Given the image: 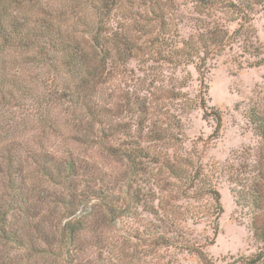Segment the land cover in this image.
I'll use <instances>...</instances> for the list:
<instances>
[{"label": "rangeland", "instance_id": "1", "mask_svg": "<svg viewBox=\"0 0 264 264\" xmlns=\"http://www.w3.org/2000/svg\"><path fill=\"white\" fill-rule=\"evenodd\" d=\"M170 2L168 34L162 46L161 6L156 17L138 2L111 13L112 31L126 32L134 49L125 64L101 79L95 94L113 110L118 126L113 143L141 155L136 161L137 176L143 179L139 183L143 207L133 216L100 227L108 240L98 249H87L81 260L99 254L115 264H203L193 252L180 247L189 241L201 244L213 264H246L259 252L263 254L257 264H264V247L253 236L252 216L240 197L242 188L248 187L252 165L256 168L259 158L264 159V138L251 123L256 115H264V0L253 4L242 35L232 33L239 21L228 10L202 8L191 0ZM207 30L231 36L220 51L200 49L189 57L181 56L177 49L182 43H186L184 49L187 42L199 46V36ZM187 51L191 53L189 47L183 53ZM39 88L38 97L44 95ZM126 103H134L139 113L128 112ZM9 104L2 107L0 122L17 127L13 136L23 137L36 148L40 105L34 99ZM64 107L57 109L62 117L71 112ZM216 114L220 116L217 130ZM43 144L55 155L71 149L96 163L105 175L127 168L124 159L104 153L94 142L72 145L55 137ZM260 183L264 186V179ZM39 186L49 193L57 190L42 179ZM211 188L220 198L222 211L217 220ZM53 204L44 200L37 206L38 216ZM90 204H80L77 213L88 212ZM60 210L61 204L56 211ZM58 219L55 213L51 221L56 224ZM162 223L176 230L167 235L172 245H161ZM55 262L56 258L48 257V261L37 258L30 264Z\"/></svg>", "mask_w": 264, "mask_h": 264}, {"label": "trees", "instance_id": "2", "mask_svg": "<svg viewBox=\"0 0 264 264\" xmlns=\"http://www.w3.org/2000/svg\"><path fill=\"white\" fill-rule=\"evenodd\" d=\"M191 1L202 8L230 11L233 20L239 21L232 32L235 35H242L256 3ZM134 2L144 5L154 17L161 6V46L165 44L170 0H0V111L10 101L24 104L26 99H34L40 105L36 120L39 148L23 137L13 136L17 127L0 122V251L5 249L0 264H30L37 258L48 261V257L56 258V264H115L99 254L84 260L81 255L108 240L100 227L133 216L138 207H143L139 184L143 179L137 176L140 169L136 161L141 155L136 149L126 151L113 143L118 127L114 125L113 110L102 105L95 94L101 79L132 55L134 47L128 34L113 32L110 16ZM230 36L221 30H207L199 36V46L187 42L191 53H183L186 43L177 51L188 57L200 49L220 51ZM39 87L44 92L40 97ZM61 106L71 112L62 117L57 111ZM125 107L132 114L139 113L134 103H126ZM256 117L259 119H251V123L264 138V115ZM215 120L217 130L218 114ZM64 127L69 129L65 131ZM55 137L72 145L94 142L104 153L124 159L127 168L105 175L96 163L71 149L62 150L60 155L48 153L43 141ZM256 165H252L248 187L242 188L240 197L251 213L253 236L264 247V186L260 183L264 179V159L259 158ZM237 173L234 175L240 177ZM34 178L38 181H32ZM40 179L57 190L49 193L41 188ZM190 181L192 185L193 178ZM209 193L217 205V220L222 211L219 193L214 188ZM44 200L54 204L39 217L36 209ZM89 202L88 212L77 213L80 204ZM59 204L62 210L57 212ZM55 213L59 219L53 224ZM175 231L162 223L161 245H172L167 235ZM180 247L193 252L203 264H213L201 244L187 241ZM262 254L247 259L246 264H257Z\"/></svg>", "mask_w": 264, "mask_h": 264}]
</instances>
